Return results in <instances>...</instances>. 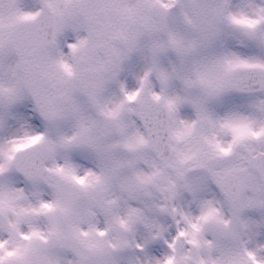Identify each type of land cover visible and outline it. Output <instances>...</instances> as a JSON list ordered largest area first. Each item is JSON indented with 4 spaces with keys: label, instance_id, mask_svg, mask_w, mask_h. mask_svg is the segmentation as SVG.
Listing matches in <instances>:
<instances>
[{
    "label": "snow or ice",
    "instance_id": "obj_1",
    "mask_svg": "<svg viewBox=\"0 0 264 264\" xmlns=\"http://www.w3.org/2000/svg\"><path fill=\"white\" fill-rule=\"evenodd\" d=\"M0 264H264V0H0Z\"/></svg>",
    "mask_w": 264,
    "mask_h": 264
}]
</instances>
